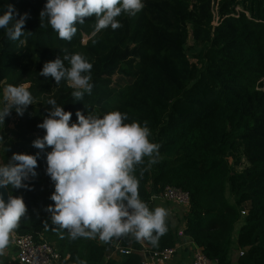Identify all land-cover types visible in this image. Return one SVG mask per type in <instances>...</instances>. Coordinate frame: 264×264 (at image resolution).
I'll return each instance as SVG.
<instances>
[{
    "label": "trees",
    "instance_id": "1",
    "mask_svg": "<svg viewBox=\"0 0 264 264\" xmlns=\"http://www.w3.org/2000/svg\"><path fill=\"white\" fill-rule=\"evenodd\" d=\"M45 3L0 0V14L10 4L15 19L28 16L19 39L0 29V103L9 85L26 86L34 97L23 116L13 110L5 118L7 150L0 147V161L7 163L13 153H39L37 175L26 182L31 190L7 189L22 196L27 208L13 233L51 245L61 264H141L135 251L106 257L116 240L122 248L141 244L150 252L179 240L168 218L156 246L131 234L108 242L98 235L73 240L52 225L45 211L54 203L49 199L54 185L45 172L51 148L41 151L32 142L45 134L37 125L51 107L47 99L54 98L72 113L70 124L77 111L101 117L120 111L127 114L125 123L147 122L150 141L160 147L157 163L145 157L136 166L140 198L151 209L152 202L162 201L165 187L181 189L189 207L180 232L206 258L264 264V0H144L135 16L117 17L122 27L96 32V18L88 17L70 41L58 37L47 17L40 18ZM75 53L93 66L94 86L81 102L66 80L56 85L39 75L44 63Z\"/></svg>",
    "mask_w": 264,
    "mask_h": 264
},
{
    "label": "clouds",
    "instance_id": "2",
    "mask_svg": "<svg viewBox=\"0 0 264 264\" xmlns=\"http://www.w3.org/2000/svg\"><path fill=\"white\" fill-rule=\"evenodd\" d=\"M145 7L144 0H46L40 18L47 17L51 28L63 40L70 41L77 32V24L85 18L95 17V31L122 27L117 19L122 13L135 16ZM15 9L8 4L0 14V29H6L9 38L19 39L27 13L15 19ZM14 22L12 27H8ZM66 52V50H65ZM68 62V66L65 65ZM92 64L80 53L56 56L44 63L39 75L51 77L58 85L62 80L74 89L76 102L85 94L91 95ZM34 97L26 86L9 85L0 106V133L5 118L14 110L23 116ZM46 105L47 116L37 127L43 129L42 138L32 146L46 153V175L53 182L54 191L49 199L54 203L46 207L52 225L67 230L71 239L95 238L105 242L127 234L136 240H146L153 246L167 232L168 210L164 207L150 209L139 196L137 165L149 157V164L157 163L160 145L151 142V131L144 122L125 123L127 114L112 111L102 117L90 112L87 116L75 113L76 122L70 124L72 113L65 111L54 98ZM4 136L0 134V147L7 150ZM39 153H13L10 160L0 161V187L31 190L30 177L37 175ZM27 212L22 196L9 193L7 203L0 196V255L10 244L14 230L19 227ZM47 225V224H46ZM0 264L4 261L0 259ZM80 264H84L83 261Z\"/></svg>",
    "mask_w": 264,
    "mask_h": 264
},
{
    "label": "built area",
    "instance_id": "3",
    "mask_svg": "<svg viewBox=\"0 0 264 264\" xmlns=\"http://www.w3.org/2000/svg\"><path fill=\"white\" fill-rule=\"evenodd\" d=\"M157 199V198H154ZM160 200L177 206L189 207V196L181 189L174 187H165ZM242 214H244L242 212ZM179 235H182L179 232ZM11 241L15 248L18 264H61L60 256L54 248L46 242L37 243L31 235H11ZM138 255L141 264H169L174 258L177 248L170 247L158 251L150 252L146 247L141 245ZM115 251L120 256H126L132 253L131 249H125L116 245ZM191 264H216L211 261L196 248L193 252Z\"/></svg>",
    "mask_w": 264,
    "mask_h": 264
},
{
    "label": "crops",
    "instance_id": "4",
    "mask_svg": "<svg viewBox=\"0 0 264 264\" xmlns=\"http://www.w3.org/2000/svg\"><path fill=\"white\" fill-rule=\"evenodd\" d=\"M169 204V203H168ZM172 205V206H170ZM175 204H169V207H167L166 204H163L161 201H154L151 204V209L155 207H164L168 210V216L167 218L172 221H179L180 220V210L179 207H175ZM177 208V209H176ZM188 208L184 209L183 215L187 213ZM185 222L183 217L182 222V230H184ZM182 237L179 238V242H176L175 247L177 248L176 251V259L173 263L170 264H191L193 252L197 248L193 242L190 241V239L186 236L181 235ZM116 245L120 244V240H116ZM141 244H136L131 249L133 252L138 253V251L141 250ZM119 259L121 256L115 251L112 250L106 257V259ZM0 259L4 261V264H18L15 248L13 246V243L10 238V244L7 248L3 250V254L0 255Z\"/></svg>",
    "mask_w": 264,
    "mask_h": 264
},
{
    "label": "rangeland",
    "instance_id": "5",
    "mask_svg": "<svg viewBox=\"0 0 264 264\" xmlns=\"http://www.w3.org/2000/svg\"><path fill=\"white\" fill-rule=\"evenodd\" d=\"M213 24L214 25H216V24H218V18L215 16V18H214V22H213ZM4 94H5V90L3 91V100H4ZM1 105L0 106H2V103H0ZM15 120H11V122L9 123V126H8V129L9 130H12L13 128H14V126H15ZM0 134H2V135H4V128H3V131H2V133H0ZM226 196H228L229 197V199H230V202L232 203V199H231V197H230V195H229V193H227L226 192ZM162 202V201H161ZM163 204H166L167 205V207H169V204L168 203H166V202H163ZM170 206H172V205H170ZM175 207H177V205H174ZM179 207V210H180V220L179 221H172L171 222V225H172V227H173V229L175 230V235H176V237H178V238H180V237H182V236H179V232L182 230V222H183V217H184V215H183V213H184V209L186 208V207H183V206H178ZM177 209V208H176ZM177 242H179L178 240H177ZM176 254H175V256H174V258L172 259V261L170 262V263H173L174 261H175V259H176ZM169 263V264H170Z\"/></svg>",
    "mask_w": 264,
    "mask_h": 264
},
{
    "label": "water",
    "instance_id": "6",
    "mask_svg": "<svg viewBox=\"0 0 264 264\" xmlns=\"http://www.w3.org/2000/svg\"><path fill=\"white\" fill-rule=\"evenodd\" d=\"M0 196H2L5 203H7L9 193L6 188L0 187Z\"/></svg>",
    "mask_w": 264,
    "mask_h": 264
}]
</instances>
